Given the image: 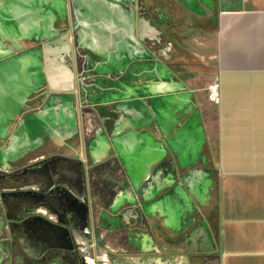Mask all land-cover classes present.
Listing matches in <instances>:
<instances>
[{"label": "crops", "instance_id": "1", "mask_svg": "<svg viewBox=\"0 0 264 264\" xmlns=\"http://www.w3.org/2000/svg\"><path fill=\"white\" fill-rule=\"evenodd\" d=\"M152 3L0 0L6 191L19 168L43 159L61 158L55 174L73 183L78 163L92 177H116L117 169L128 189L117 195L105 178L102 199L151 216L168 236L128 240L122 245L137 248L123 249L120 264H210L200 225L215 191L216 264H264V0H217L215 12L193 17L217 24L192 33L200 43L188 55L200 69L180 77V52L157 46L165 35L152 23L161 17ZM213 81L218 104L208 96ZM25 172L39 183L47 177ZM188 229L196 233L183 241ZM53 264L76 262L58 256Z\"/></svg>", "mask_w": 264, "mask_h": 264}, {"label": "rangeland", "instance_id": "2", "mask_svg": "<svg viewBox=\"0 0 264 264\" xmlns=\"http://www.w3.org/2000/svg\"><path fill=\"white\" fill-rule=\"evenodd\" d=\"M146 1L151 7L153 4V0ZM216 1L217 0H161L162 5L164 6L165 13H168L169 9L173 11L172 18L174 21H152V23H156L159 25L162 33L165 35L158 40L157 46L160 48L170 46L171 53L173 55H176L178 51L180 52V54L176 56L178 60L174 68L176 74L179 77L183 74L196 72L197 69H200V65L197 64L190 55H188V53H190V49L199 45L200 42L192 41L190 36L192 35V33L201 34L206 33L207 31H213L216 28L217 21H197L193 17L202 16L206 11L215 12ZM199 38L200 37L198 36V38L195 39ZM77 59L81 60L82 55L80 56L79 53H77ZM57 160L62 159L54 157L32 167L17 170L15 173L17 177H11L16 180V186L10 193L6 191L7 189H9V173H7L4 167L0 165V194H2V199L0 200V208L2 209L1 215L3 218V224L0 228V240H2L3 244L0 246L3 249L2 255L0 257V264L19 263L20 259L23 258L24 251H26L28 256L23 264H53L58 256H55V254L53 255L52 250H58L62 247H69V241H67L68 239L66 238V235L60 234L58 232V227L60 225L65 226L66 222L59 221L56 214L51 209V206L61 207L59 201L54 197L40 199L35 195L27 193L25 191V185H27L28 181H31V177H24L26 173L25 171L30 169L37 172L41 171L43 173H46L47 177L45 178H51L53 175H55L56 171L55 165L53 166V163H56ZM65 161L66 163L73 164V161H71V159L65 158ZM78 167V171L81 177H75V180L77 179L78 185L81 189L86 190L87 186L85 172L84 170L82 171L79 163ZM115 172L116 177L98 176L91 177V179L89 180V186L91 187L93 192L92 201L94 206L95 221H97L98 218V213L100 210L99 208L104 205L103 200L106 204V207L109 209L111 208V199H109L110 197H105V199H102V196H104L103 188L108 185V183L106 184L105 182L107 178H109L113 182L110 187H115L114 190L116 192H120L121 189H128L125 177H122V174L117 171V169H115ZM68 178L69 177H65L64 179L59 181L61 185H63L66 189V197L64 199L65 205H68V203L73 204L75 201L74 197H76V194L73 191L74 184L71 180L69 181ZM115 181L116 183L114 184ZM47 185L48 186L46 187V189H40L38 191H46L51 186H53L54 183L51 179H49ZM139 203L141 205L142 201H139ZM29 206L32 207L34 212L40 215L39 218L44 221V225L47 224L50 227L48 228L47 235L40 232L38 240L28 244H21L20 241L18 242L20 243L19 246L15 244V241H18L20 239V236L16 235L15 233L17 232L18 234L19 232L20 234V229L15 231L16 229L13 222L24 220L26 216L24 212L29 209ZM8 207L10 208V210H8L6 214H4L3 208ZM117 211L118 210H114V212ZM131 215L133 216L128 218V224L122 222L123 225L121 224L115 229L112 228L110 230H106L103 228H96L95 239L91 238V240L87 244L81 245L79 249V255L82 261L86 262V258L89 257L94 258L96 264H120L121 258L119 256L121 255L123 249L137 248V246L133 244H129L128 246L122 245L128 240L143 241L145 238L149 240L167 239L168 236L158 227L157 224H155V220L151 216L142 218L140 215L135 213ZM46 219H48V221ZM204 220L206 222V225L202 223L200 227L205 226L204 229L206 233L203 235V237L206 236L207 245L203 248L208 252L210 264L211 262L216 264V260L218 259L219 224L217 194L215 193V191L213 202L211 203L208 213L205 214ZM49 221L57 223V226L52 225ZM12 223L13 226L11 225ZM196 226L199 225L196 224ZM195 233L196 232L188 229L179 237L184 241L185 239L192 237ZM74 236L75 238L77 237L76 231H74ZM160 248L163 250L164 246L161 245Z\"/></svg>", "mask_w": 264, "mask_h": 264}, {"label": "flooded vegetation", "instance_id": "3", "mask_svg": "<svg viewBox=\"0 0 264 264\" xmlns=\"http://www.w3.org/2000/svg\"><path fill=\"white\" fill-rule=\"evenodd\" d=\"M155 5L157 6V9L159 8L161 12L160 21H174L172 18L173 11L171 9L168 10V13H165L164 6L161 3V0H154ZM146 14L148 11H145ZM76 61L77 59V51H76ZM47 159L39 160L35 163L39 164L42 162H45ZM34 165H29L28 167H32ZM81 166V165H80ZM22 168L27 167H21L18 170ZM82 171L85 172L86 177V186L87 191L83 190L79 187L78 182L73 183V191L75 192L74 197L75 201L73 204L68 203V205H65L64 199L66 197V189L59 181L64 179L65 177H57L56 174L53 175L51 178H45L42 183H39L37 180H31L28 181L25 191L27 193H31L35 195L36 197L40 199H47L48 197H54L56 198L59 203L61 204V207H55L51 206L52 211L56 214L59 221L66 222L65 226H59L58 232L60 234L66 235V238L69 241V247L68 248H59L58 250L53 249V255L59 256L62 258H71L74 259L76 264H86L85 261H82L80 255H79V249L81 245L87 244L91 238L95 239V230L96 228H103L106 230H110L112 228H117L119 225H123L122 222L128 224L125 219L129 218L133 215V213L126 211V209L118 210L117 212H114V208L111 204V210L104 206L103 208H99L98 218L97 221H95V213H94V206L92 201V189L89 186V180L91 179V168L89 165L86 164L81 166ZM51 179L54 183L53 186H51L46 191H38L40 189H46L48 186V180ZM88 182V184H87ZM116 181L114 182V184ZM120 183V182H119ZM122 183V182H121ZM123 184V183H122ZM121 184V185H122ZM110 187V186H109ZM122 188V187H121ZM120 188V189H121ZM127 189H121L120 192H126ZM117 192V195L120 193ZM77 198H79V201H77ZM44 203V202H43ZM118 204V202H117ZM31 206H29V209L24 212L25 219L21 221L13 222L15 226V231L20 229V234L18 232L15 233L16 235L20 236V239L18 241H15L16 245L20 246V243H32L39 239L40 232L47 235L49 225H44V221L41 220L39 217L40 215L33 211ZM113 210V211H112ZM34 212V213H33ZM48 221V219H46ZM72 220V221H71ZM71 221V222H70ZM51 222L52 225H56L57 223L53 221ZM57 228V227H56ZM86 229H89L88 232H86ZM74 231L77 233V237L74 236ZM91 236V237H90ZM21 241V242H20ZM95 241V240H94ZM20 242V243H18ZM65 242V240H64Z\"/></svg>", "mask_w": 264, "mask_h": 264}, {"label": "built area", "instance_id": "4", "mask_svg": "<svg viewBox=\"0 0 264 264\" xmlns=\"http://www.w3.org/2000/svg\"><path fill=\"white\" fill-rule=\"evenodd\" d=\"M208 96L209 100L214 103L218 104L220 101V94H219V85L216 81H213L209 86H208ZM89 229H86V232H88ZM86 264H96V261L94 258H86Z\"/></svg>", "mask_w": 264, "mask_h": 264}, {"label": "water", "instance_id": "5", "mask_svg": "<svg viewBox=\"0 0 264 264\" xmlns=\"http://www.w3.org/2000/svg\"><path fill=\"white\" fill-rule=\"evenodd\" d=\"M77 201H79V198H77ZM11 225L13 226V223Z\"/></svg>", "mask_w": 264, "mask_h": 264}]
</instances>
